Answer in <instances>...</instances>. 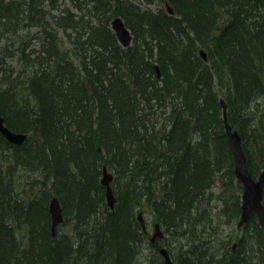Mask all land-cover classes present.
Returning a JSON list of instances; mask_svg holds the SVG:
<instances>
[{
  "label": "trees",
  "instance_id": "1",
  "mask_svg": "<svg viewBox=\"0 0 264 264\" xmlns=\"http://www.w3.org/2000/svg\"><path fill=\"white\" fill-rule=\"evenodd\" d=\"M139 1L0 0V115L26 134L13 144L0 133V264H136L143 244L157 252L139 211L181 240H165L175 264H264L256 216L233 246L208 207L220 201L229 223L240 213L220 97L251 175L264 167V0H145L160 5L151 11ZM114 16L131 45L118 42ZM23 28L38 49L20 39L8 51ZM14 54L17 73L4 66ZM55 195L64 229L52 237Z\"/></svg>",
  "mask_w": 264,
  "mask_h": 264
},
{
  "label": "water",
  "instance_id": "2",
  "mask_svg": "<svg viewBox=\"0 0 264 264\" xmlns=\"http://www.w3.org/2000/svg\"><path fill=\"white\" fill-rule=\"evenodd\" d=\"M168 12L172 13V9L168 6ZM111 27L118 42L126 47L131 43L132 35L129 29L123 23L120 17H114L111 21ZM222 108V118L225 133L229 143L230 150L232 152L234 161V174L239 180L242 192H241V205L240 215L237 222L238 226L243 225L248 218L255 214L258 224L264 232V204L262 202L264 193V169L259 175L254 178L251 175L247 167L246 157L241 144V139L236 131H233L226 116V105L223 100H220ZM0 133L13 144H20L26 137L24 133H17L10 130L5 124L3 117L0 115ZM112 175L103 168V177L101 182L106 187V202L110 208H113L115 198L112 193L110 182ZM48 211L50 215V229L51 236L54 237L56 234L57 227L63 222L64 217L61 209V205L57 197L53 196L48 205ZM137 220L141 224L142 228L145 229L144 217L142 211L137 213ZM163 231L160 229V223L155 222L154 231L150 237L151 242H154L156 238H162ZM235 245V243L233 244ZM159 254L162 255V264H175L170 254L165 248L159 249Z\"/></svg>",
  "mask_w": 264,
  "mask_h": 264
},
{
  "label": "rangeland",
  "instance_id": "3",
  "mask_svg": "<svg viewBox=\"0 0 264 264\" xmlns=\"http://www.w3.org/2000/svg\"><path fill=\"white\" fill-rule=\"evenodd\" d=\"M64 5L69 7L72 10V7L70 6L69 3H65ZM140 5L143 6V7L148 6V7H151L153 9H157L160 6V5H157L156 3L147 4L145 2L144 3H140ZM34 30L35 29L32 28V29L29 30V32L32 33ZM61 34L64 35L62 32H61ZM20 39H22V40H25V39L27 40L28 39L26 42H28V43L30 42L29 46L26 48V51H28V49H38V42H36L35 39H32V38L29 39L28 38V31L23 28L22 30H19L17 32V36L13 37V42L15 44L13 46H11L10 48H8V51H12V49L15 48L18 45L17 41H19ZM1 43H2V41H0V45H1ZM65 45H66V47H69L70 43L65 41ZM5 61H6V63H5L4 66H7L10 69H12V71L14 73H17L18 71H20V69L22 67V61L19 59L17 54L5 57ZM0 75H1V71H0ZM158 112H159V110H158ZM161 120H162V117L159 118V121H161ZM219 186H220V183L217 184L216 186H213V188L211 189L212 192L218 193L219 190H220ZM208 207H210V210H211L210 211V218L212 220L211 221L212 222V226L213 225L218 226V234H217L218 236L217 237H220V238L225 239V240L226 239H230V241H231L230 243L235 242L236 238H238L239 235H242V232H243L241 229L237 228V221L238 220H233V221H231V223H229V221L227 219H225L224 217H219L217 214H218L219 209L222 207V204L218 200H212L210 205L208 204ZM229 212L230 211L228 210V213ZM144 218L147 221V225H148V229H149L148 235H149L151 233V231H152V224H153L152 214L144 213ZM60 228L64 229L63 227H60ZM60 228H58V230ZM65 229H66V227H65ZM56 231H57V229H56ZM206 233H208L207 229L205 231H203L201 233V235H206ZM169 239H170V241L174 242L172 244V246H174V244H176L178 242H181V240L178 239V238L177 239H171L170 235L168 234L167 237H166V240H169ZM161 245L162 246L166 245L169 248V246L167 245V241L165 242V239H164L163 242H161ZM154 249H156V248H154ZM162 258H163L162 255H160L158 253V247H157V252H155V251L152 250L151 247H149L145 243L143 245V247H142L140 255L137 258L136 264H149V262L151 260H152V264H158L159 262H160V264H162Z\"/></svg>",
  "mask_w": 264,
  "mask_h": 264
},
{
  "label": "bare ground",
  "instance_id": "4",
  "mask_svg": "<svg viewBox=\"0 0 264 264\" xmlns=\"http://www.w3.org/2000/svg\"><path fill=\"white\" fill-rule=\"evenodd\" d=\"M147 3V4H154V3H156V2H152V3H149V2H147V1H145V0H140L139 1V4L140 3ZM67 3V2H66ZM139 4H137L138 5V7L141 9V10H149L150 9V11L153 9V8H151V7H148V6H145V8L143 7V6H141V5H139ZM157 4V3H156ZM158 5V4H157ZM148 8V9H147ZM159 8V7H158ZM157 8V9H158ZM45 10H46V14H47V16L49 17L50 16V14L51 15H54V14H57L58 13V10L57 9H53V10H50L48 7H46L45 8ZM153 10H155V9H153ZM72 11H74V12H77V10L76 9H74V8H72ZM46 15H45V17H47ZM117 17H120V16H117ZM84 18H87V15L84 17ZM121 18V17H120ZM122 19V18H121ZM123 20V19H122ZM123 23H124V21H123ZM125 25V24H124ZM126 26V25H125ZM127 28V27H126ZM128 29V28H127ZM63 39H66L65 38V35H63V37H62ZM62 39V41L60 42L61 43V46H63V47H66V45H65V41ZM1 41V40H0ZM67 41V40H66ZM30 43V42H29ZM29 43H28V45H29ZM2 44V43H1ZM129 45H131V43H129L127 46H129ZM200 54H201V56L203 57V58H206V55H205V52L203 51V50H201L200 51ZM43 56H45V52H44V50H43ZM155 72H156V74H157V76H160L161 75V73H160V71H159V69H158V67L156 66L155 67ZM219 100H223V98H219ZM228 120V119H227ZM229 122V121H228ZM222 123H223V118H222ZM230 124V123H229ZM230 126H231V128H232V130L233 131H236L238 134H239V136H240V139H241V144L243 143V141H242V137H241V135H240V133L238 132V130L237 129H235V128H233V126L230 124ZM223 130H224V133H225V129H224V124H223ZM225 135H226V133H225ZM226 139H227V136H226ZM227 143H228V140H227ZM228 146H229V143H228ZM242 147H243V145H242ZM229 149H230V147H229ZM231 151V150H230ZM243 151H244V149H243ZM244 154H245V152H244ZM231 155H232V152H231ZM245 157H246V154H245ZM232 161H233V156H232ZM246 162H247V157H246ZM247 167H248V163H247ZM103 168H105L106 169V171L108 172V173H110L111 175H112V173L104 166ZM103 168H102V175H101V179H102V177H103ZM249 169V168H248ZM264 169V167L261 169V171ZM260 171V172H261ZM259 172V173H260ZM233 173H234V161H233ZM259 175V174H258ZM234 177H235V174H234ZM112 179H113V175H112ZM220 180H221V178L220 177H216L215 178V181H214V183L212 184V188H213V186H216L217 184H219L220 183ZM235 180H237L238 182H239V180L235 177ZM111 182H112V180H111ZM111 182H110V186H111ZM240 183V182H239ZM101 184L103 185V183L101 182ZM104 186V185H103ZM105 187V186H104ZM105 189H106V187H105ZM111 189H112V187H111ZM106 192V191H105ZM112 193H113V191H112ZM113 196H114V194H113ZM55 197H57L56 195H55ZM114 198H115V196H114ZM263 198H264V193H263ZM57 199H58V197H57ZM59 200V199H58ZM60 202V201H59ZM262 202H263V199H262ZM114 204H115V201H114ZM264 204V203H263ZM60 205H61V203H60ZM109 207V206H108ZM113 207H114V205H113ZM110 208V207H109ZM110 209H112V208H110ZM155 222H158L159 223V221H156V220H153V224H152V231H151V233L148 235V233H149V229H148V225H147V221L145 220V218H144V223H145V229H143L142 228V226H141V224H140V227H141V229L143 230V232H145V234H146V239H147V241H148V243L150 244V245H153L154 247H158V249H160V248H165L166 250H168V247L166 246V245H161V242H163L164 241V239L166 240V237H167V233L165 232V230H164V228L162 227V225L160 224V229L163 231V237L162 238H156L155 239V241L154 242H151V240H150V237L152 236V234H153V231H154V224H155ZM51 223V222H50ZM237 228L238 229H241L242 228V225L241 226H238L237 225ZM206 234H208V233H206ZM204 236H206V235H204ZM166 242V241H165ZM163 244V243H162ZM144 245V244H143ZM148 245V244H147ZM149 246V245H148ZM150 247V246H149Z\"/></svg>",
  "mask_w": 264,
  "mask_h": 264
}]
</instances>
